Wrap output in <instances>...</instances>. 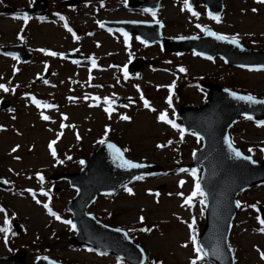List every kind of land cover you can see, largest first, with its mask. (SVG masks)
Masks as SVG:
<instances>
[{
	"label": "rangeland",
	"instance_id": "1",
	"mask_svg": "<svg viewBox=\"0 0 264 264\" xmlns=\"http://www.w3.org/2000/svg\"><path fill=\"white\" fill-rule=\"evenodd\" d=\"M49 1L55 7L57 0ZM102 1V7L95 2L74 15L67 14L71 25L79 30V43H75L71 34L56 23V17L52 18L55 23L37 18L25 23L19 16L0 13V48L22 42L34 53L28 63L19 64L11 55L0 51V84H5L8 89L4 91L0 88V100H8L11 108L15 103L10 113L0 112V124L6 127L0 132V178L9 184L8 189H0V201L6 205V210L0 212V228L4 227L5 216L8 220L14 217L21 221L23 227L19 243H27L32 248L27 251V261L37 255H46L65 264H117L111 257L96 258L83 248H68L65 242L73 235V230L45 214L43 205L49 204L54 212L58 207L60 211L56 212L61 219L70 220L66 204L74 197L75 190L69 188L66 181L46 183V174L79 171L77 157L89 156L106 137L117 136L121 143L127 144L128 150L124 152L130 161L158 164L164 170L160 174L135 180L109 196H99L88 207V213L98 219H103L101 216L106 214L105 219L128 230L148 256L155 258V264H193V261L195 264H212L196 259L191 239L194 235L197 240L200 233L198 223L203 225L204 203H200L199 196L189 204L184 203L198 182L188 174V170L192 154L200 148L201 141L190 133L181 136L179 130L158 120V115L164 111L173 116L181 102L196 105L204 101L203 93L192 86V82L184 81L180 68L185 69L187 77L196 80L211 78L225 71L230 73V81L241 89L240 92L256 97H264V70L227 68L217 58L209 61L191 52L174 56L161 52L157 44L142 48L133 35L126 44L125 37L117 31L97 30L96 22L152 21L153 15L139 9H126L123 0ZM3 2L28 6L30 0H0V9ZM197 10V15H190L183 0H162L155 20L162 23L161 31L168 37L196 34L200 28L197 25H207L219 34L235 36L245 45L264 46V2L261 0H226L222 18L214 22L207 20L199 7ZM70 50L97 57V64L105 70H94L88 64L68 63L58 55L47 54ZM132 56L155 60L152 66L143 68L141 79L123 77V64ZM47 64L50 65L51 77L44 83L36 84L34 80L47 69ZM227 79L228 75L224 79L221 77L224 82ZM171 83L180 84V95L172 100L173 111L164 99L169 94L167 86ZM87 86L91 91L87 90ZM90 92L111 100L116 96H130L135 98V102L123 106L114 104L112 115H108L94 105ZM27 94H32L27 96L29 105L23 99ZM77 95L85 102H79L74 97ZM62 96L69 101L64 99L58 107L56 102ZM33 98L56 106L45 123L39 121L42 110L38 108L43 107L33 103ZM144 101L149 107L144 106ZM122 115L129 119H120ZM62 124L64 127H61ZM230 135L235 146L245 154L252 149L253 160L262 161L260 148H264V126L239 119L232 126ZM52 141H55L52 144L55 157L49 149ZM70 157H75L77 161ZM197 171L199 173L200 170ZM37 173L45 182L37 178ZM54 186L60 189L51 193ZM126 188L131 189V193L125 191ZM238 201L243 210L233 221L229 236L234 264H264V259H261L264 253V231L261 229L264 226L258 222L253 209L256 202L264 205V183L242 192ZM50 202H54L55 209ZM141 217L145 222L152 223L150 228L147 224L146 232L141 231L146 224H140ZM189 217H194L196 222L190 223ZM189 224L193 225L192 229H189ZM55 232L63 240L52 242ZM2 234L4 232H0V255H10L12 250L5 245ZM46 245L49 248H45Z\"/></svg>",
	"mask_w": 264,
	"mask_h": 264
},
{
	"label": "water",
	"instance_id": "2",
	"mask_svg": "<svg viewBox=\"0 0 264 264\" xmlns=\"http://www.w3.org/2000/svg\"><path fill=\"white\" fill-rule=\"evenodd\" d=\"M197 0H192L196 2ZM208 6L209 10L216 14L221 10L222 0H203ZM158 0H155L153 7L155 8ZM157 34V31L155 32ZM166 47L174 50V44L166 39L161 40ZM199 51L208 54H220L228 64H237L241 66L247 65L248 59L262 52L253 51L241 48L236 44L230 48L227 46H220L224 48L221 50L194 47ZM17 53L26 59L29 53L24 50H19ZM211 96L205 107L199 108L204 110L202 113H195L196 108H182L180 116L185 124L197 131L205 141L204 149L197 154V158L201 160L205 168V177L208 175V184L205 186V192L208 198V221L206 231L201 238L202 246L208 254L209 247L215 248L217 256L220 253L231 259V254L227 248L226 239L230 229L231 221L238 211V207L234 205L233 199L235 194L257 181L250 176L244 175L242 163H249V159H244L242 156L236 157L235 153L228 147L224 141L227 136V129L236 118L243 115H250L255 118L264 117V104L257 102H250L246 100H239L234 98L230 92H227L219 87L209 86ZM244 96V95H238ZM182 114V115H181ZM107 150V152H106ZM108 148V144L102 146L96 151L87 163L84 171L99 172L104 169L107 170V177L105 183L99 185H91L84 189V185L73 181L72 184L79 189V195L75 199V205L70 206L75 215V222L77 226L78 235L73 240L76 243H86L97 246L99 248L114 252L124 257L129 262L133 258L128 249V241L123 233H115L109 231L105 226L95 221L91 217L85 218L84 211L88 204L94 200L98 193L111 190L123 182L130 180L142 171H132L134 168L127 166L121 167L120 159L115 157L113 150ZM109 157H106V155ZM106 158V159H105ZM93 159V160H92ZM240 159V162L239 160ZM244 161V162H243ZM107 163V164H106ZM108 165V166H107ZM112 167L113 171L109 168ZM264 167V164L260 165ZM155 169V168H154ZM130 174V175H129ZM260 180H264V177ZM258 179V181H260ZM232 202L230 203V200ZM221 232L219 231V229ZM208 238V240H207ZM212 252V251H211ZM216 257V256H214ZM23 257L18 255L12 260V264H23ZM135 264V263H133Z\"/></svg>",
	"mask_w": 264,
	"mask_h": 264
},
{
	"label": "snow or ice",
	"instance_id": "3",
	"mask_svg": "<svg viewBox=\"0 0 264 264\" xmlns=\"http://www.w3.org/2000/svg\"><path fill=\"white\" fill-rule=\"evenodd\" d=\"M261 2H264V0H261ZM184 7H186V8L188 9V11L192 12V15H197V13H195V12L192 11L191 5L189 4L188 0H184ZM145 11H150V12H152L154 22H155V23H159V21L155 20V12H154V11H152L151 9H145ZM253 11H255V9H253ZM209 15L211 16L212 19L219 21V16L212 15L211 13H209ZM19 18H20L21 20H23L25 23H26L27 20H28L27 15H23V16H21V17H19ZM61 19H63V17H61ZM65 27H67V25H65ZM101 27H103V25H101ZM197 27H201V26H200V25H197ZM68 31L71 32L72 30H71L70 28H68ZM202 31H204L206 35L214 36V37H215L216 39H218V40H229V37H227V36H224V35H218L217 33H215V32H211V31H208V30H206V29H202ZM124 37H125V43L127 44V41H128V34H127V33H124ZM73 38H74V39L76 38V37H75V34H73ZM193 38H194V37H193ZM137 39H139V37H137ZM177 39H184V37H177ZM141 43H144V41H141ZM230 43H232V44H236L237 46H239L238 43H237V39H236L235 36H233V37L230 39ZM47 54H48V55H51V56H56V55H58L56 52H48ZM194 54H195V55H200V53H194ZM13 58L15 59V57H13ZM90 59H91V58H90ZM209 59H211V57H209ZM92 66H93V67H96V64H95V61H94V60H92ZM14 70H15V69H14ZM179 70H180L181 72L185 71V69H183V68H180ZM126 74H127V73H125V75H126ZM167 87H168V89H169V94L171 95L172 85H168ZM0 88H3L4 91H7V90H8L7 88H4V85H0ZM231 95H232L234 98L239 99V100H246V101H250V102H254V103L257 102V101L255 100V98H254L253 96H251V95L238 96V95H237L236 93H234V92L231 93ZM93 99H96V97H93ZM113 102H114V101L108 99L107 97L104 98V103H105L106 105H111ZM258 102L264 104V100H262V101H258ZM33 103H36L38 107H52V105L43 104V103H41V102L36 101L34 98H33ZM144 106H145V107H149L147 101H144ZM169 106H171V102H170V101H169ZM104 111H105V112H110V111H111V108H110V107H105V108H104ZM173 115H175V113H173ZM41 118L44 119V120H48V119H49V117L46 116V115H42ZM246 118H247V119H251L250 116H248V117H246ZM120 119H122V120H127V119H129V117H127V116H123V115H122V116L120 117ZM158 120L163 121L164 123L170 124L174 129H179L181 136H183L184 131H185L184 128H182L180 125L176 124L173 120H170V119L168 118V115H167L164 111H161V112L159 113V115H158ZM258 123H259V124H264V121H259ZM61 127H64V125L62 124ZM107 131H108V129H107V127H106V128H105V134H107ZM193 134H195V133H193ZM57 138H59V135L57 136ZM224 141H225V143L228 145V147H229L230 149H232V151L235 153V156H236V157H240V156H241V153H240L238 150L232 148V145H231V142H230L228 136H225V137H224ZM101 142L103 143V141H101ZM54 143H55V141H52V142L49 143V149L52 151V155L55 157L56 153H55L54 150H52V144H54ZM108 147H109L110 149L113 150V152H114V154H115V157L118 158V159H120L121 167H124V166H127L128 168H139V167H143V165L133 163V162L130 161V160H125V159L121 156V154H120V150L117 149V148L115 147V145H113V144H109ZM158 147H160V145H158ZM13 151H15V149H13ZM249 151H251V149H249ZM262 151H264V149H262ZM243 158H244V159H250L249 157H243ZM81 163H83V161H81ZM190 172H191V175L193 176V178L195 179V178H196V169L193 168V169L190 170ZM37 177H38L39 179L43 180V177H41L39 173H37ZM137 178H138V177H134V179H137ZM180 183L182 184L183 181H181ZM29 191H31V190H29ZM125 191H128L129 193H131V189H128V188H126ZM42 192H43V190H42ZM181 195H182V194H181ZM197 196H199V197L201 198V199H200V203L203 204V203H204V200H203L204 192L201 190V186H200V184H199L198 182H196V183L194 184L191 194L188 195V196L185 198L184 203H185V204H189V203L193 200V198H194V197H197ZM37 203H40V201H37ZM236 205H237V207H239V206H240V202L237 201V202H236ZM44 208L48 211V214H49V215L53 216V217H54L55 219H57V220L60 219V217H59L55 212H53V211L49 208V206H48L47 203L44 204ZM0 212H4V209H3V208H0ZM140 219L143 220V217H141ZM257 220L259 221V223H260L262 226H264V220H261L259 216H257ZM64 223H66V224H72L71 221H67V220L64 221ZM72 227L75 228V225H72ZM188 227H189V229H192L193 225H192V224H189ZM9 228H10L9 220H8L7 216H5V218H4V227H3V228H0V232H4L5 234H7L8 231H9ZM261 230L264 231V227H262ZM116 231H120V229H116ZM141 231H145V229H141ZM191 239H192L193 250L197 253V257H196V259L198 260V259H200V255H199V254H200L203 250H202V248L200 247V245L197 243L196 239L194 238V235L191 237ZM89 250H91V249H89ZM261 259H264V253L261 254ZM141 264H143V261H141ZM193 264H195L194 261H193Z\"/></svg>",
	"mask_w": 264,
	"mask_h": 264
}]
</instances>
